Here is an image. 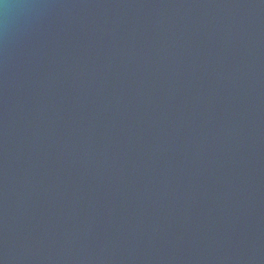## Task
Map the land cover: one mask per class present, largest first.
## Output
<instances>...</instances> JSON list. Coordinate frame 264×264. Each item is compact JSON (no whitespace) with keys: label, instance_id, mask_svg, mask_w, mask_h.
<instances>
[{"label":"water","instance_id":"water-1","mask_svg":"<svg viewBox=\"0 0 264 264\" xmlns=\"http://www.w3.org/2000/svg\"><path fill=\"white\" fill-rule=\"evenodd\" d=\"M0 264H264V0H0Z\"/></svg>","mask_w":264,"mask_h":264}]
</instances>
